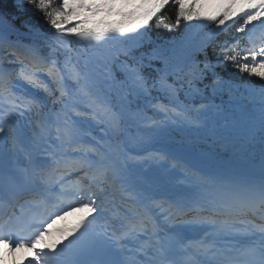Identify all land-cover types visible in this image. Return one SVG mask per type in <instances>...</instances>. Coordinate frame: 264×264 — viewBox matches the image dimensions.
I'll return each instance as SVG.
<instances>
[{
	"label": "snow or ice",
	"instance_id": "snow-or-ice-1",
	"mask_svg": "<svg viewBox=\"0 0 264 264\" xmlns=\"http://www.w3.org/2000/svg\"><path fill=\"white\" fill-rule=\"evenodd\" d=\"M169 5L174 24L164 16ZM194 21L206 26L203 39L180 31ZM153 22L156 29H175L174 38L153 42ZM257 23L264 26V0H14L11 11L0 10V51L10 58L0 63V89L17 91L19 85L30 96L0 118V125L7 124L0 126V141L7 145L0 146V199L32 191L43 206L27 221L0 220V249L27 248L26 264H125L126 237L139 233L152 254L147 264H264V174L258 182L234 180L211 158L191 156L190 142L171 140L177 127L205 126L216 95L234 91L224 75L230 66L242 80L255 78L261 85L264 142V46L257 49L251 32ZM110 42L123 46V59L105 57L107 71H98L99 61L90 56L68 69L73 43L99 51ZM16 69L22 80L11 77ZM70 108L82 111L72 116ZM89 111L90 120L77 119ZM62 114L70 123L53 137L49 125ZM130 120L148 121L137 127L146 145H160L156 154L145 148L147 154L125 157L127 145L113 150L109 141H120ZM94 127L101 129L100 139ZM148 161L165 174L194 171L219 195L210 197L198 187L185 191L171 179L161 185L138 170ZM71 175L79 179L66 182ZM117 186L131 194L136 208L114 220L107 198ZM202 203L212 209L208 215L184 211ZM257 211L260 224L253 222ZM70 213L79 215L53 237L52 224ZM25 225L32 230L21 236ZM237 226L243 234H233ZM188 232H204V239L222 233L239 244L227 254L215 252L204 239L186 242Z\"/></svg>",
	"mask_w": 264,
	"mask_h": 264
},
{
	"label": "rangeland",
	"instance_id": "rangeland-1",
	"mask_svg": "<svg viewBox=\"0 0 264 264\" xmlns=\"http://www.w3.org/2000/svg\"><path fill=\"white\" fill-rule=\"evenodd\" d=\"M259 29L258 31H254L252 34L254 35V38L256 40V45L260 42L262 35H264V26L258 25L255 27ZM254 28V29H255ZM252 46V44H250ZM104 51V50H103ZM106 54L107 52L104 51ZM93 54V53H90ZM108 56V55H107ZM109 58V57H108ZM234 85V91L229 93L227 90L226 92L230 94V100H234L236 97L245 96L247 100H252L253 98L257 99V104L255 105V108L260 109V83H253V82H242V81H230ZM243 89V91H242ZM18 100L13 101V98H3L0 99V118L5 117L7 112L10 110V105H16L18 102H20L21 99L28 98L27 96L24 97L22 93L19 91V94L17 96H14ZM238 107V104L235 105ZM147 116L151 117L153 114L150 112L146 113ZM87 116V115H85ZM259 114H255L254 116L250 117L249 119L242 118L238 122H229L225 123L220 127V130L216 132H212L211 129H208V132H210L211 139L218 143V147H220L223 151H225L227 146L237 144V154H231L228 158L223 159H215L213 157L211 150H200L197 149L193 143L201 141L200 137V128L196 127H177L182 128V135L176 136L175 134L171 133V140L175 144L182 143L184 141L190 142L192 146L191 154L194 156L200 157H208L211 158L213 161L224 164L221 167V170L234 180L238 181H259L261 178V175L264 174V159L260 163H251L248 161V158H252V152L248 149V146H250L253 142L255 143L256 140L261 139L260 132H259ZM65 121H70L68 119L60 118L59 121L53 122L49 125V128L51 130V134L53 137L57 135V132L59 131L60 134L65 133L66 129L63 127V124ZM148 121H132L130 120L128 122L127 129L125 133L122 135V138H124V145H127L126 153L123 154V156H136L137 153L142 152L143 155L147 154L144 149L147 148L148 153L156 154L155 149L159 148V144H152V145H146L144 143L143 134L138 130L137 124H146ZM2 127H7V124L0 125ZM175 128V129H177ZM233 133V136L231 138L227 137L226 133ZM99 139L102 135V132L99 134ZM101 143H104V141H101ZM264 145V142H263ZM0 146L7 147V145H4L2 141H0ZM75 145H73L74 147ZM249 162V163H248ZM170 164H175V161L169 162ZM229 163V164H225ZM243 165V169L236 170L235 168L231 167V165L237 166V165ZM165 167H168L166 164ZM138 170H143V175L149 178L156 179L161 185H167L169 180L172 181H180L182 182V190L188 191L191 187H198V190L203 191L208 196H218L219 190L216 189L211 184H207L206 178L201 176L198 173H195L194 171H186L184 175L180 174V169L175 168L173 169L171 174H165L161 169H158L156 165L152 161H148L147 164L144 165H137ZM255 177V178H254ZM252 178V179H251ZM130 193H121V194H115L113 188H109L108 190V198H107V206L109 207L111 212V204H115V206H119L120 208H131L134 204L130 200ZM132 203V204H131ZM166 206V205H165ZM187 209H193L194 211L199 210L201 208H207L205 204H189ZM155 213H160V208H154ZM205 211H212V209H206ZM123 212H119L120 216ZM203 215H208L209 212H203ZM256 214L261 215L259 211L256 212ZM115 215V214H114ZM262 223V222H261ZM236 230H244L242 227L237 226L233 230V234H235ZM209 232H211V229H209ZM221 234L222 233H216ZM199 240L204 239L205 233L204 232H198ZM126 239H129L133 245H136V247L140 250H142V255L144 254V259L147 261L151 258V252L147 250V244L148 239L146 236H142L141 234L137 233L136 236H129L126 237ZM136 239V240H134ZM208 240V239H207ZM135 242L137 244H135ZM205 242V239H204ZM208 244H214L211 240H208ZM206 243V242H205ZM143 244V245H142ZM133 249V248H132ZM136 249V250H138ZM134 250V251H136ZM140 252V251H139ZM25 254L20 249H15L14 251H6L0 249V264H13V262H21V260L24 258ZM11 257V258H10ZM147 259H146V258ZM13 259V261L11 260Z\"/></svg>",
	"mask_w": 264,
	"mask_h": 264
},
{
	"label": "trees",
	"instance_id": "trees-1",
	"mask_svg": "<svg viewBox=\"0 0 264 264\" xmlns=\"http://www.w3.org/2000/svg\"><path fill=\"white\" fill-rule=\"evenodd\" d=\"M14 0H0V10H12ZM174 7L172 5H169L168 9L164 12V16L167 18V22L174 24ZM34 23H37L38 21L33 20ZM183 25V22H182ZM206 26L204 24H201L199 22H192L189 27H181L180 31L185 32L188 34L194 41L203 39L207 33H205L203 30ZM175 29H173L171 32L167 29H164L161 27L160 29H156L153 22V27L151 29L152 35L151 40L155 43L159 44H167L171 39L174 38ZM67 44V41H66ZM72 52H71V61L68 64L69 70H74V61L77 58L82 57H93L94 60H98L99 63H96L94 67L98 71H107L108 69L104 67L105 60L103 58L97 57L94 54H87L82 51V49L73 43L72 45ZM104 51L107 52V55L110 60L114 58H120L123 59V57L120 55L123 46L120 45L117 42H110L102 47ZM243 55V54H241ZM243 62V60H241ZM225 77L229 78L230 81H242V82H253V83H259L255 80V78L248 79L246 76H244V79H241V74H237L234 69H232L230 66L228 69L224 70ZM243 91V89H242ZM181 99L184 98L183 92L180 93ZM230 94L226 92V90H221L219 94L216 95L213 105L214 107L212 110L207 114L206 120L207 123L205 126H203L200 129V137L201 141L194 142L193 145L197 149H204V150H211L213 157L215 159L228 158L231 154H237V144H232L230 146H227L225 151H223L220 147H218V143L213 141L210 136V132H208V129L211 128L212 131H218L220 130V127L223 125L224 122H238L242 118L249 119L250 117L254 116L255 114L260 115V109L255 108V105L257 104V99L253 98L252 100H247L245 96H238L235 99V102L229 101ZM84 103H87V101H84ZM160 104H164L165 101L161 100L159 101ZM201 103L200 100H196L195 104L198 106ZM239 104V108L234 106L235 104ZM72 116H75V113L77 111H82V109H75L70 108L69 109ZM90 113V114H89ZM150 113V112H149ZM87 116L86 119H91L93 116V112L89 111L86 113ZM65 117V116H64ZM68 118V117H67ZM77 119H80L77 117ZM100 117H97V120H99ZM203 119V118H202ZM82 120V119H81ZM182 128L174 129L171 133L175 134L176 136L182 135ZM101 133V129L99 127L93 128V135L96 136L97 139H99V135ZM105 135V140H108V135ZM233 136V133H227V137L231 138ZM113 144V150L117 151L121 146V138L118 142H112ZM248 149L252 152V158H248L249 160H253L255 163H260L264 159V145L261 139L256 140L255 143L253 142L250 146H248Z\"/></svg>",
	"mask_w": 264,
	"mask_h": 264
},
{
	"label": "bare ground",
	"instance_id": "bare-ground-1",
	"mask_svg": "<svg viewBox=\"0 0 264 264\" xmlns=\"http://www.w3.org/2000/svg\"><path fill=\"white\" fill-rule=\"evenodd\" d=\"M191 156H194L193 154H191ZM191 156H189V159H191ZM255 178V177H254ZM252 179V178H251ZM132 204V203H131ZM13 207H16V206H13ZM12 207V208H13ZM114 205L112 206V208L114 209ZM10 209H12L11 207H9ZM118 209V208H117ZM116 208H115V211L117 210ZM120 210H123V211H127L128 210V208H122V209H120ZM109 216L110 217H112L114 220H119L118 218L117 219H115V217L116 216H114V215H112V213H109ZM61 224H56V226L55 227H53L52 228V231H53V237H55V235H56V233H55V230L56 229H58V228H61V226H60ZM190 233H192V234H194V236L197 234L196 232H190ZM226 234H224V235H221V234H215L214 236H211L210 238H208V240H211L214 244H212L213 246H214V251L215 252H220V251H223L225 254H227L228 252H229V250L231 249V248H233V246H236L237 244L236 243H233L231 240L232 239H230V238H228V239H226V238H224V236H225ZM235 235V234H234ZM238 235H241V234H238ZM48 237L46 236L45 237V239H47ZM127 240V243H125V246H126V248H127V250H128V255H130V256H132V259L134 260V259H136L137 258V256H144V254L142 255V250H140V249H142V248H140V249H138L137 247H136V245H133L132 244V242L129 240V239H126ZM134 240H136V239H134ZM208 240L207 239H205V242H206V244H208V243H211V242H208ZM235 240V239H234ZM189 242H191V243H195L194 242V240H191V241H189ZM135 244H137L136 242H135ZM143 245V244H142ZM133 248V249H132ZM136 249H138V250H136ZM2 250H4V252H5V249H2ZM22 250V252H24V254H25V256H24V258L21 260L22 262H21V264H23V263H26V261H27V259L28 258H30L31 257V252H29L28 251V249L27 248H25V249H21ZM134 250H136L135 252H134ZM7 251V250H6ZM140 251V252H139ZM11 258V257H10ZM146 258V257H145ZM147 259V258H146ZM12 261H13V259H11ZM20 263V262H19Z\"/></svg>",
	"mask_w": 264,
	"mask_h": 264
},
{
	"label": "water",
	"instance_id": "water-1",
	"mask_svg": "<svg viewBox=\"0 0 264 264\" xmlns=\"http://www.w3.org/2000/svg\"><path fill=\"white\" fill-rule=\"evenodd\" d=\"M76 45H78V44H76ZM79 47H81L82 49H83V51L85 52V53H87V54H89V53H93V54H95V55H97L98 57H100V58H105V57H107L108 58V56H107V54L101 49V50H99V51H97V50H86V49H84L81 45H78ZM108 60H109V58H108ZM220 166H223L224 164H220V163H218ZM225 164H227V163H225ZM236 170L239 168V167H234ZM240 168H242L241 166H240ZM239 168V169H240Z\"/></svg>",
	"mask_w": 264,
	"mask_h": 264
}]
</instances>
